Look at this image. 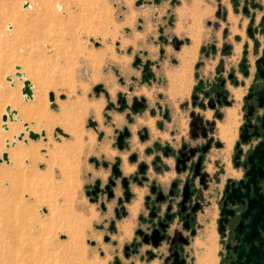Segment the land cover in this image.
Masks as SVG:
<instances>
[{"label":"rangeland","instance_id":"1","mask_svg":"<svg viewBox=\"0 0 264 264\" xmlns=\"http://www.w3.org/2000/svg\"><path fill=\"white\" fill-rule=\"evenodd\" d=\"M228 1L0 0V157L2 151L10 156L9 163H0V264H132L121 255V248L128 237L123 224L131 222L129 228L134 230L135 221L118 224L122 234L117 236V245L105 243L97 229L102 216L84 194L95 176L89 157H100L101 145L112 134L106 115L112 120L117 115L107 111L108 99L116 104L120 93L130 101L143 80L142 64L139 68L133 63L136 58L147 60L154 78L145 86L153 88L145 96L148 107L142 116H135L130 128L135 131L143 125L136 119L148 118V109L160 105L158 116L151 118L152 127L145 124L151 135L159 132L156 128L161 122V130L187 136L189 116L183 104L189 101L199 47L235 44L229 21L222 19ZM24 2L31 7L23 8ZM260 14L256 12L257 20ZM237 18V33L245 40L249 20L241 11ZM177 24L180 32L175 31ZM189 29L199 32L200 42L187 75L189 68L182 65L186 62L181 57L184 46L192 41ZM173 37L182 41L179 49L173 47ZM15 66L31 82L33 98L23 99L18 79L6 80ZM156 83L163 87L161 95H156ZM97 85L112 96L94 91ZM37 90H42L37 96L44 99L42 107L50 119L32 115L31 120L13 124L11 131L1 130L4 108L11 106L6 96L15 93L24 104L36 108ZM49 92L54 95V109ZM161 110L168 112V121L163 120ZM24 123L36 128L39 138L27 135V142L21 139L4 147L5 137L19 133ZM122 123L120 119L115 125ZM100 132L105 134L102 138ZM203 241H195L202 249L197 257L205 252ZM220 248L217 237L214 264H218ZM190 260L196 262L195 257Z\"/></svg>","mask_w":264,"mask_h":264},{"label":"flooded vegetation","instance_id":"2","mask_svg":"<svg viewBox=\"0 0 264 264\" xmlns=\"http://www.w3.org/2000/svg\"><path fill=\"white\" fill-rule=\"evenodd\" d=\"M230 1L233 15L237 17L238 11H241L249 20L244 30L247 39L252 42V47L250 49L248 43L242 41L239 33L234 35L235 44H224L219 48L216 44L199 47L198 61L193 67V85L188 94L189 101L183 104L188 108L187 136L182 134L184 137H177L172 129L169 132L161 130V122L156 128L159 134L151 135V118L158 116L160 105H156L158 108L151 106L148 109V118L136 119L137 124L144 123L143 125L135 131L130 128L134 125L135 116H142L148 107L145 96H149L150 92L144 86L137 89L136 93L145 95L137 97L134 94L130 101L120 93L116 96V104L108 99L107 111L116 112L117 115L113 120L109 113L106 115L109 121L107 126L111 128L112 134L107 138L108 143L101 145L100 157H89L90 172L95 176L85 187L84 194L89 203L95 206L99 216H102L97 229L102 231L101 236L105 243L117 245V236L121 235L118 224L131 213L135 214L134 236L122 245L123 257L139 255L143 246H150L143 254L148 260L164 257L161 264H172L173 254L177 252L179 259L185 260L183 264H191L186 248L194 238L204 240L207 227L212 225L216 241L218 237L221 246L216 254L219 258L218 264L235 263L238 254L243 257L238 251L235 252V247L242 243V240H236V234H241L242 229H245L246 242L242 249L248 253L239 264H260L257 239L264 241V227L256 226L263 221L264 202L261 211L255 212L248 226H240L239 230L237 227L249 203L243 195L253 196L254 204L264 197V166L260 173L247 174L252 159H257L259 163L264 162V149L259 147L264 144V129L261 128L259 120L264 115V108L259 107L253 100V95L264 88V72L259 75L257 70L258 65L263 68L262 58L264 59V43L260 39H264V1ZM256 12L261 13L259 20ZM222 19L227 20V11L222 13ZM223 33L226 36L227 30ZM178 41L180 43L177 48L173 46L175 49H179L182 44L181 40ZM190 47V44L184 46L185 49ZM160 51L163 53L162 49ZM195 53L194 59L190 61L191 54L187 50L182 52V61L186 62L182 65L190 62L192 66ZM207 63H214L211 78L202 76ZM140 64L143 79L141 82L145 85L154 75L149 61L142 62L139 59L134 66L139 67ZM146 64L148 68L144 70ZM147 72L150 75L147 76ZM100 91H103L105 97L108 93L112 94L110 90L107 92L102 87L98 89V92ZM248 106L253 107L250 114ZM232 108L237 109V120L230 129L220 132V126L226 121V111ZM161 116L163 120L168 121L167 111L161 110ZM196 118L201 119V123H193ZM120 119L124 123L117 127L115 123H119ZM162 133L168 135L162 137ZM104 135L100 132L99 138ZM178 159L182 162H178ZM221 159H224V165H220ZM165 160L173 162L175 175L172 177ZM208 166H212L214 170L210 172ZM250 175L256 182V188L252 183H248ZM210 183L215 185L209 193L210 197L215 196L214 203L204 196ZM187 184L188 190L184 192ZM228 191L232 192L235 202L226 204L225 209L229 210L230 214L227 220H223L225 216L221 215V210ZM159 195L163 196L164 200L157 201ZM199 215L205 220L201 235ZM220 221L223 228L219 232ZM160 223L166 225L164 230L161 229ZM130 224L129 221L124 223V230L129 228ZM154 230L159 231L157 236L165 235L157 246L152 244L150 238ZM163 246H166V249L160 250ZM118 255L115 257H119Z\"/></svg>","mask_w":264,"mask_h":264},{"label":"water","instance_id":"3","mask_svg":"<svg viewBox=\"0 0 264 264\" xmlns=\"http://www.w3.org/2000/svg\"><path fill=\"white\" fill-rule=\"evenodd\" d=\"M172 43H173V46L175 48H177V46L179 45L180 42L177 39L174 38ZM263 55H264V51H263ZM138 61H139V59H135V62L133 64L136 65V63ZM262 65H263V68H261V66H259V65L257 66V70H258L259 75H263V72H264V59L263 58H262ZM147 68H148V64H146L144 66V70H147ZM16 69H19V67H16ZM16 74L18 75L19 73H16ZM148 75H150L149 72H147V76ZM100 87H101L100 85H97L96 87H94V91L98 92V89ZM21 93L24 94V95H27L28 97L31 96L32 90L30 88V82L28 80H24ZM48 97H49V101H50V107L54 109L56 106H55V103H54V95H53V93L49 92ZM60 98L62 99L63 95H60ZM253 100L258 104L259 107H263L264 108V88H262L261 90L257 91L255 93V95H253ZM252 108H253L252 106H248V114H250ZM134 110H136V107H134ZM6 119H7V115L4 114L2 116V120L6 121ZM259 120H260L261 128L264 129V115ZM194 122H197L199 124V123H201V119L196 118V119H194L193 123ZM193 123H192V125H193ZM25 126H26V124H25ZM22 135L23 134H20L19 139L22 138ZM203 135H205V133H203ZM28 137L30 139H32V140H37L39 138V134L34 133L32 131H29ZM259 147H262L264 149V144L260 145ZM6 159H7V154L3 153L1 158H0V163H1L2 160H6ZM179 161L180 160L178 159V162ZM180 162H182V161H180ZM251 163H252L251 168H250V170H248L247 174L248 173L249 174L250 173L251 174L260 173L262 167L264 166V162L259 163V161L257 159H252ZM182 168L184 169V166ZM248 180H249L248 183H252L255 186L256 182H255V180H253L251 175H250V178ZM255 188H256V186H255ZM153 189H154V187H152V191H153ZM187 190H188V184L184 188V192H186ZM226 190H228V189H226ZM172 194H173V192L171 191L170 195H172ZM243 196H246L245 198L247 199V201H249V203H248V208H247L246 212L243 213L242 216H241V219H240V222H239V226L237 227V230L240 229V226H248L250 224L251 217L255 214V212L259 213L261 211L262 204L264 202V197L261 198V200H259L256 204H254V203H252V200L254 199L253 196H251V195H243ZM156 200L157 201H159V200L162 201V200H164V197L159 195ZM184 201H185V199H183L182 203H184ZM234 202L235 201L233 200L232 192L228 191L227 195L225 196L223 208L221 210V215L225 216L223 218V220H227V216L230 214V211L225 209L226 204H228V203L233 204ZM182 211H183V209H182ZM160 227H161L162 230H164L166 225H162V223H160ZM185 227H187V222H186ZM257 227H262V228L264 227V218H263L262 222L257 224L256 228ZM222 228H223V226H222L221 221H220L219 232L222 230ZM240 231H242L241 234H239V233L236 234V240L237 241L242 240V243H240L238 246L235 247V252L238 251L239 253H241L243 255V257H240V255L238 254L236 256L237 257V261L235 263H231V264H239V263H241V259H244L246 257V255H247V253H248V251H243V249H242L243 246L246 244V242L244 241L245 229H242ZM158 232H159L158 230H154L153 235L150 237L151 241H152V244L154 246H157L159 241H161L162 239L165 238V235L157 236ZM145 240L147 241L146 238H145ZM257 240H258V246H257L258 249L257 250L260 252V259H261L259 261V263L260 264H264V241L261 240L260 238H258ZM173 255H174V257H173L172 264H183V263H185V260L183 258L179 259L180 257H179L177 252H175Z\"/></svg>","mask_w":264,"mask_h":264},{"label":"bare ground","instance_id":"4","mask_svg":"<svg viewBox=\"0 0 264 264\" xmlns=\"http://www.w3.org/2000/svg\"><path fill=\"white\" fill-rule=\"evenodd\" d=\"M60 7V6H59ZM193 42V41H192ZM237 47V45H236ZM197 49V48H196ZM185 51V50H184ZM180 54V53H179ZM196 54V53H195ZM179 56V55H178ZM182 58V57H181ZM180 60V59H179ZM123 63V62H122ZM193 64V63H192ZM16 67H19V66H15V71L12 72V73H9L6 78L7 81H10L11 83H13L16 79L19 80L20 82V85H21V82H22V87H23V83H24V80H27V77H26V74L25 72L20 69H16ZM181 71V70H180ZM16 73H19L18 75ZM29 81V80H28ZM30 82V81H29ZM55 86V85H54ZM20 87V86H18ZM22 87L20 88L21 91H22ZM31 84H30V88H31ZM52 89V88H51ZM42 91V90H41ZM40 90H37V94H36V97H37V100H36V108L35 106L33 105L30 106V105H27V104H24L23 102V99H31L33 98L31 94L30 97H27L25 96L24 94L21 93V96L23 97V99H21V96L19 98V96H17L15 93L13 94H8L6 96V100L11 104V106H6L4 108V114L7 115V119L6 121H3L2 120V125H1V130H6V131H11L14 126L13 124H16L18 121L20 122H25L24 120H29L32 115H36L38 116V118L41 120L42 118L47 120V118L49 117L50 119V115H46L45 114V111H44V107H42V104L44 101V99H41L40 96H37V95H41V92ZM41 92V93H40ZM34 94V93H33ZM43 94V93H42ZM45 96V95H44ZM43 97V96H42ZM35 98V97H34ZM46 99V98H45ZM101 102V101H100ZM9 104V105H10ZM44 105V104H43ZM47 106V105H46ZM40 108H42V110H40ZM236 110L235 108H232V109H229L228 111H226V121H225V124L221 125L220 126V132H223V130L227 129L229 127V125H231L232 123H235L236 122V119H237V113H236ZM96 114V113H95ZM48 116V117H47ZM53 117V116H52ZM51 117V119H52ZM54 118V117H53ZM31 120V119H30ZM53 120V119H52ZM58 120V118H57ZM55 122V121H54ZM19 124V122H18ZM49 124V123H48ZM24 127L20 130H18L19 133L17 134H12L10 138L8 137H5V140H4V147H8L9 144H12L14 145L15 142L17 140H21L24 141V142H27L26 140V137H27V133H29V131H32L35 133V130L36 128H32L30 127L29 125L25 126V123L23 124ZM47 126V123L45 124ZM5 131V132H6ZM7 133V132H6ZM20 134H23L22 135V138L19 139V136ZM10 135V134H9ZM5 136V135H4ZM33 149V148H32ZM3 153H5L4 151H2ZM33 152V151H32ZM2 153V154H3ZM29 153V152H28ZM1 154V156H2ZM7 154V153H6ZM35 156V155H34ZM1 158V157H0ZM33 159V158H32ZM35 159V158H34ZM9 160H10V156L9 154L7 155V159L6 160H2V161H5L6 163L8 162L9 163ZM1 161V162H2ZM55 163V162H54ZM10 211V210H9ZM12 224V223H11ZM13 226V225H12ZM80 227H82V225L80 224ZM80 227L79 226H74V228L76 230H80ZM208 231L206 232V236H205V241L202 243L203 245H206V249H205V252L204 254H202L201 256L199 257H196V262L195 264H214V261H215V257L213 256L215 254V234L213 232V227L212 225L208 227L207 229ZM18 237V236H17ZM24 253V252H23ZM22 253V254H23Z\"/></svg>","mask_w":264,"mask_h":264},{"label":"crops","instance_id":"5","mask_svg":"<svg viewBox=\"0 0 264 264\" xmlns=\"http://www.w3.org/2000/svg\"><path fill=\"white\" fill-rule=\"evenodd\" d=\"M164 1L170 2L171 0H164ZM239 1H240V3H242L243 0H239ZM225 7H226V11H227V20L229 21V24H230V29H231V31L233 33H237L239 31V29L237 28L238 18L233 15V8H232L231 1L230 2L228 1V4L225 5ZM208 12H209V10L206 11V13H208ZM180 28H181V25L177 24L176 25V28H175V31L176 32H180ZM194 31H196V30L195 29H189V31L187 32L188 35L191 37V40L193 41V42L191 41V44H190L191 47L189 49H186L187 52H189L191 54L190 61H192L194 59L195 49L198 47V44L200 42V36L198 35L199 32L197 33V32H194ZM239 34L241 36V33H239ZM260 39L264 43V39H262V38H260ZM242 41L248 43L249 48L251 49L252 42L249 39H245V40L242 39ZM235 48H237V47H235ZM227 63L230 64L231 62L228 61V59H227ZM190 65H191L190 62H189V64L186 65L189 68L187 75H190V73H189L190 68H191ZM213 69H214V64L213 65H210V64L207 63V65L203 69L202 76L204 78H211L212 75H213ZM133 80H135V78ZM30 84H31V82H30ZM142 86L147 87V86L143 85L142 82L140 81V87L139 88H141ZM139 88H137V89H139ZM152 88H149V90H151ZM156 88H157L156 95H159V93L162 92L161 91V88H163V87H161V84L156 83ZM134 94L137 95L136 91H135ZM141 95H144V94H141ZM157 113H159V111H157ZM156 119L158 121V117ZM234 124L235 123H232L231 125H234ZM98 125L99 124L97 123V127H98ZM231 125H229V127L227 129H225V130L230 129V126ZM102 126H103V131H104L106 129V125L103 124ZM169 131L170 130H168L167 132H169ZM157 134L158 133H156V135ZM109 136H111V133L109 134ZM181 137H184V136L182 135ZM165 162L169 165V168L171 170L170 171L171 172V177L174 176L175 175V171H174L173 162L172 161H169V160H165ZM219 162H220V165H224L225 164L224 163L225 162L224 159L219 160ZM207 169L210 172H212L214 170L212 166H208ZM214 187H215L214 183H210L209 188L204 192L205 199L210 200L213 203H214V200H215V196L213 195L212 197H210L209 196V193L212 191V189ZM199 216H200L199 217V223H200L199 235H201V233L204 231V227H205L204 223H205V220L201 218V215H199ZM127 220H134L135 221V214H132L131 213L126 219H124V221H127ZM125 232L126 233L123 232V234H125L126 236L128 234V237H125V239L123 240V244L126 243V242H129L133 238V236H134V230L133 229L131 230V228L125 229ZM195 239L196 238H194L193 241L190 243V245L186 248L187 249V253H188V257L187 258H188V261L191 262V264H195V260H193V262L190 260L191 257H195L196 258L202 252V249L195 244ZM149 248H150V246H143L141 248L140 252H139V255H135V256H132V257H125V259L128 260V261H131L132 260V264H161L164 257H155L152 260H148L147 257H143L144 251L146 249H149ZM165 249H166V246H163L160 250H165Z\"/></svg>","mask_w":264,"mask_h":264},{"label":"built area","instance_id":"6","mask_svg":"<svg viewBox=\"0 0 264 264\" xmlns=\"http://www.w3.org/2000/svg\"><path fill=\"white\" fill-rule=\"evenodd\" d=\"M26 7H31L30 5H29V3H27V2H24V4H23V8H26ZM10 26H8V28H9ZM25 96H27V95H25ZM28 97V96H27Z\"/></svg>","mask_w":264,"mask_h":264}]
</instances>
